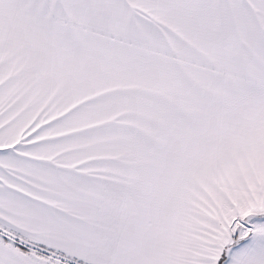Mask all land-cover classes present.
Listing matches in <instances>:
<instances>
[{"label":"snow or ice","instance_id":"obj_1","mask_svg":"<svg viewBox=\"0 0 264 264\" xmlns=\"http://www.w3.org/2000/svg\"><path fill=\"white\" fill-rule=\"evenodd\" d=\"M0 264H264V0H0Z\"/></svg>","mask_w":264,"mask_h":264}]
</instances>
